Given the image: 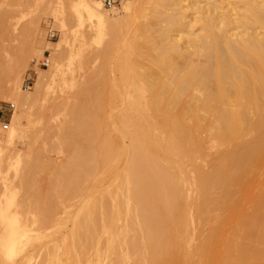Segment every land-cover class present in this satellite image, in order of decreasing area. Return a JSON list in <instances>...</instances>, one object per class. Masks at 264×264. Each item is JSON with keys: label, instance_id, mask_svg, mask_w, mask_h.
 I'll return each mask as SVG.
<instances>
[{"label": "bare ground", "instance_id": "6f19581e", "mask_svg": "<svg viewBox=\"0 0 264 264\" xmlns=\"http://www.w3.org/2000/svg\"><path fill=\"white\" fill-rule=\"evenodd\" d=\"M135 2L128 0L125 11L111 14L100 0H75L71 8L78 15L79 27L85 22L89 24L88 31L81 34L77 29L71 33L67 28V15L62 6L56 10L62 31L61 40L55 43L58 57L74 59L81 56L79 52H84L90 43L100 45L108 35L112 40L99 52L103 58L101 81L96 83L91 74L89 79L87 77L82 101L77 98L72 104L64 105L66 119L63 124L60 122L59 128L57 126L56 135L60 145L67 148L68 159L57 167V187L52 179L48 183L53 186H49L50 189L56 187L53 196L52 190L48 192L49 198L53 197L50 200H56L53 207L64 193L81 190L83 179L87 175L92 177L96 171L102 179L111 177L116 182V190L112 193L103 190V195L126 200L129 211L135 215H174V200L182 193L187 195L186 190L188 194L196 191L201 198L218 190L217 199L213 201L225 206L235 201L238 194H241L238 201L251 200L253 196L245 187L251 168L264 167V0H156L166 9H157L163 12L159 17L154 15L159 20L155 23L149 22L150 14L137 15ZM191 14L195 16L191 18ZM124 30L128 35L120 41L117 36ZM66 44H70L68 54L64 53ZM122 48L126 49V54L114 65L119 79L112 87L103 74L109 53ZM58 66L60 70L61 63ZM1 67L6 68L0 57ZM6 70L8 81L20 73L14 66ZM16 80L13 85L7 82L5 87L0 86V100L11 99L26 108L32 93L25 95L20 77ZM126 81L130 82V88L124 93L118 86H124ZM126 95L129 99L119 107L116 118L128 129L129 144L124 147L106 144L95 155L92 145L97 141L95 130L101 127L98 121L112 116L115 111L110 98ZM25 119L15 113L11 128L0 129L4 137L0 139L2 165L6 161L19 166L25 162V166H30V160L35 157L33 151L36 150H31L33 153L16 150L18 139L32 136L31 145L37 148L35 144L42 136H38L42 129L29 134L31 125L27 126ZM204 134L227 142L208 171L198 164V156L207 148ZM84 140L88 148L83 147ZM122 159L124 166L115 167V162ZM27 161H30L28 165ZM39 164L43 170L44 165ZM29 166L26 168H34L32 164ZM185 184L189 187L186 190ZM3 201L0 258L8 259L23 252L19 241L24 234L19 231V220L8 214L14 197L11 195ZM84 212L82 205L77 208L69 231L53 233L47 242L32 243V256L31 253L21 256L20 264H86L87 241L97 229ZM254 212L257 237L264 248V195L257 199ZM167 222L169 225L160 230V237H148L143 244L146 250L158 254L163 264H172L171 252L177 245L173 237L177 221ZM41 235L31 237L38 241ZM262 250L260 253L264 254Z\"/></svg>", "mask_w": 264, "mask_h": 264}, {"label": "rangeland", "instance_id": "374dc122", "mask_svg": "<svg viewBox=\"0 0 264 264\" xmlns=\"http://www.w3.org/2000/svg\"><path fill=\"white\" fill-rule=\"evenodd\" d=\"M74 1L0 0V17L2 16V19L0 18L1 62L8 70L12 66L16 67L20 72L18 76L21 79L23 93H32L28 100V108L21 107L18 102L11 99L0 100V108L9 110L10 104H14L15 109L11 111L9 119L12 123L15 113L22 114L27 119L24 120L26 125H31L29 126L31 128L29 134L42 129L41 133H37L38 136L42 135L39 137L40 140L38 139L39 143L35 144L37 148L33 146L34 149H32V136L27 139L22 137L15 142L16 150L22 153L34 152L35 157L30 160L32 161L30 166L32 164L31 167H34L33 170L26 168L30 161H27L28 166H25V159L23 160L24 163L20 164L21 166L11 165L12 163L6 161L2 162L4 166L0 163V207L3 208L7 197L11 195L14 197V203L8 214L19 220L21 224L19 231L24 235L26 234L25 236L22 235L23 237L19 241V245L24 247L23 252L8 259L1 257L0 264H20L21 258L25 254L31 253L30 256H32V243L47 242L53 233L69 231L73 225V214L81 205L84 208L86 219L97 229L96 234L88 238L87 241L86 264H163L164 260L158 254L155 256L153 251L146 250V245L143 242H146L148 237H160V230L162 228L164 230L165 226L168 227L167 221L170 220L177 221L175 223L177 231L173 236L177 240V245L171 252L174 255L172 264H264V254L263 252L260 253V250L264 249L263 244L258 240L256 221H253L256 220L254 211L257 199L264 195V167L259 168L262 165L251 168V176L248 177L249 183L245 186L246 192L251 194L253 198L238 201L239 195H241L238 194L234 198L235 201L226 206L213 201L217 199L218 190H214L206 198H201L196 191L188 194L186 189L189 187L185 184L184 189L188 196L182 193L175 198L174 215L167 216L160 213L150 217L135 215L129 211L126 200H115V198L103 195L107 189L109 190L108 193L114 192L117 187L116 182L111 177L102 179L99 172L96 171L92 177L87 175L83 179L81 190L78 189L80 193L78 191L72 194L64 193V196H61L62 200L58 199L57 206L53 207L55 204L52 203H55L56 200H54L55 198L50 200V198H53L54 189L57 187L55 176L59 166L68 159L67 148L60 145L56 135V130L59 131V126L66 119V107L64 105H67V102L72 104L77 98L82 101L83 89L91 74L96 83L101 81L99 74H101L103 58L100 57L99 52L112 40V37L108 35L100 45L90 43L84 52H79L81 56L77 55L70 60L65 56L63 59L55 54V43L59 42L62 36L61 22L56 18L57 13H59L57 11L61 6L67 15L66 25L71 33L76 29L79 30V34L88 31V22H85L83 27H79L78 15L71 8ZM100 1L104 5V1ZM155 2L156 0H136L134 3L135 12L139 17L145 13L147 16L150 14L149 22L153 20L155 23L159 21L160 12H163H159L157 9H166ZM127 3L128 0H122V4L117 8H108L105 5L104 8L111 14L115 11L123 12ZM186 4L187 2L184 3V5ZM153 7L158 12L151 11L150 8L154 9ZM3 12V15L6 12L5 17L2 15ZM154 15L158 17L155 18ZM194 16L191 14V18ZM59 17L61 16L59 15ZM155 19L156 21H154ZM158 23L160 24V22ZM3 29L6 31L4 32ZM126 31L118 34L117 38L120 41L128 35V31ZM70 39L73 40L72 34ZM72 40L69 42L73 43ZM68 48H70V44L64 45L65 54H68ZM124 54H126L124 48L120 51L114 49L109 53L107 69L103 74L109 86L113 87L115 80L119 79L114 65ZM60 63L61 67L58 70ZM6 68H0V86L3 87L7 82L8 85H13L18 79L17 76L15 79L9 78L8 81ZM28 77L31 78L30 84L26 82ZM118 87L121 92L126 93L130 88V82L126 81L124 86ZM127 97L126 95L124 98H110L116 109L112 112V116L101 118L98 121L101 127L96 128L97 141L92 145L95 155L106 144H119L122 147L129 144V131L125 128L124 123L119 122L116 118L119 107L122 106L123 102L128 101L129 98ZM109 111L113 110L110 109ZM0 129L2 130L1 127ZM2 136L0 135V139H4ZM204 136L207 141V148L201 156H198V164L208 171L211 162L227 147V142L206 134ZM83 147L88 148L86 140L83 141ZM31 150L36 151L32 152ZM124 162V159L115 162V167L124 166ZM39 163L44 165V171L40 170L41 165ZM35 167L37 170L34 171ZM38 167L41 172L38 171ZM189 177L190 175L187 176V178ZM51 179L53 185H56L53 190L50 189L52 184L49 185ZM50 190L53 193L49 192ZM3 192H6V195ZM48 192L52 193L50 198ZM65 195L68 197L66 200ZM1 200H4V204ZM44 219L45 221H43ZM3 233L4 226L0 219V239ZM37 233H42L38 241L31 237ZM27 249L29 250L28 253L26 252ZM32 263H35L34 259Z\"/></svg>", "mask_w": 264, "mask_h": 264}, {"label": "built area", "instance_id": "2783aa9c", "mask_svg": "<svg viewBox=\"0 0 264 264\" xmlns=\"http://www.w3.org/2000/svg\"><path fill=\"white\" fill-rule=\"evenodd\" d=\"M104 5L108 8H117L121 5L122 0H103ZM31 78L28 77L26 82L30 84ZM15 109L14 104H10L9 110H4L0 108V127L3 131H8L10 129L11 120L9 119L10 113Z\"/></svg>", "mask_w": 264, "mask_h": 264}]
</instances>
